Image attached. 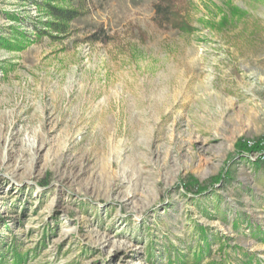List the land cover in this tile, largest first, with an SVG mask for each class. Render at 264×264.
Listing matches in <instances>:
<instances>
[{"label":"rangeland","instance_id":"obj_1","mask_svg":"<svg viewBox=\"0 0 264 264\" xmlns=\"http://www.w3.org/2000/svg\"><path fill=\"white\" fill-rule=\"evenodd\" d=\"M0 264H264V0H0Z\"/></svg>","mask_w":264,"mask_h":264},{"label":"trees","instance_id":"obj_2","mask_svg":"<svg viewBox=\"0 0 264 264\" xmlns=\"http://www.w3.org/2000/svg\"><path fill=\"white\" fill-rule=\"evenodd\" d=\"M62 14L59 13V16H61ZM60 18H62L63 20H66L69 19V16H61Z\"/></svg>","mask_w":264,"mask_h":264}]
</instances>
